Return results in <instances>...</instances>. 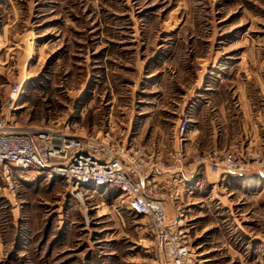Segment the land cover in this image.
<instances>
[{
	"label": "rangeland",
	"instance_id": "374dc122",
	"mask_svg": "<svg viewBox=\"0 0 264 264\" xmlns=\"http://www.w3.org/2000/svg\"><path fill=\"white\" fill-rule=\"evenodd\" d=\"M14 83L18 126L136 137L167 159L190 89L264 102V0H0V111ZM196 172L178 225L193 264H264V177ZM24 176L0 182V264H165L113 189Z\"/></svg>",
	"mask_w": 264,
	"mask_h": 264
},
{
	"label": "built area",
	"instance_id": "2783aa9c",
	"mask_svg": "<svg viewBox=\"0 0 264 264\" xmlns=\"http://www.w3.org/2000/svg\"><path fill=\"white\" fill-rule=\"evenodd\" d=\"M21 84L10 86L0 111V182L8 191L16 189L25 174L58 177L77 187H108L119 193L125 208L148 224L154 247L165 264H193L190 246L179 229L185 188L180 174L191 165L205 166L213 174L242 175L255 172L264 177V147L249 151L223 148L188 155L180 146L164 159L160 151L124 139L68 134L57 126H18L14 121ZM181 118L178 138L188 129ZM171 175L169 187L158 178ZM180 185V186H179ZM186 191H190L187 187ZM177 212L171 224L168 207Z\"/></svg>",
	"mask_w": 264,
	"mask_h": 264
},
{
	"label": "crops",
	"instance_id": "0c3cea01",
	"mask_svg": "<svg viewBox=\"0 0 264 264\" xmlns=\"http://www.w3.org/2000/svg\"><path fill=\"white\" fill-rule=\"evenodd\" d=\"M189 93L186 101L182 103L181 106L176 103L177 108L172 111L178 118L174 126L175 131L173 133L172 152L177 150L181 145L188 155L210 152L223 148H236L244 152L264 147V102L260 107H256L246 93H243V91L237 92V90H234L231 100L223 98L222 95L220 96V94L215 92H200L196 94L194 89H192V92L190 89ZM200 96L203 97V99H201ZM223 96L226 97V95ZM141 113L142 112H139V114ZM150 117H146L145 121ZM181 118H187L189 120V127L186 131L184 140L178 142L177 128ZM140 123L141 121L136 125H132L130 117L128 119L127 132L131 134L140 133L144 126V124ZM100 133L101 131L97 132L98 135ZM140 138L141 136L138 135L137 140L141 141ZM125 139L127 140L128 138ZM128 141L137 143L136 137L129 136ZM137 144L141 143L138 142ZM152 144L162 143L159 141ZM146 148L150 150L154 149L153 147ZM156 150L160 151L158 148ZM195 168L200 170L201 175L205 173L208 174L209 172V169L205 166H198ZM195 168L189 165L185 172L180 174L181 178H186L188 176L195 177L198 174ZM254 175L257 174L255 172H247L242 175H224L222 171L217 177L221 178V180L228 176H237L246 179L247 176ZM171 177V175H165L158 178V181L165 187H169L172 185ZM192 190L193 189L190 187V191L187 193H192ZM168 209L170 210L173 208L169 206Z\"/></svg>",
	"mask_w": 264,
	"mask_h": 264
}]
</instances>
